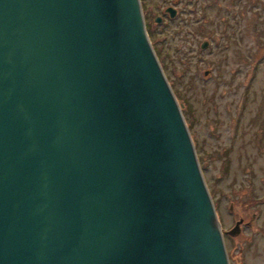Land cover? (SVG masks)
<instances>
[{
  "label": "water",
  "instance_id": "water-1",
  "mask_svg": "<svg viewBox=\"0 0 264 264\" xmlns=\"http://www.w3.org/2000/svg\"><path fill=\"white\" fill-rule=\"evenodd\" d=\"M181 107L140 0H0V264H229Z\"/></svg>",
  "mask_w": 264,
  "mask_h": 264
},
{
  "label": "rangeland",
  "instance_id": "rangeland-1",
  "mask_svg": "<svg viewBox=\"0 0 264 264\" xmlns=\"http://www.w3.org/2000/svg\"><path fill=\"white\" fill-rule=\"evenodd\" d=\"M140 1L182 104L229 264H264V0ZM239 219L250 223L235 228Z\"/></svg>",
  "mask_w": 264,
  "mask_h": 264
},
{
  "label": "flooded vegetation",
  "instance_id": "flooded-vegetation-1",
  "mask_svg": "<svg viewBox=\"0 0 264 264\" xmlns=\"http://www.w3.org/2000/svg\"><path fill=\"white\" fill-rule=\"evenodd\" d=\"M167 8V7H166ZM166 8H164L163 9V11H164V13L166 12ZM157 17V16H156ZM160 17V16H159ZM155 19V18H154ZM161 20H162V17H161ZM250 222H243V219H239L238 221H237V223L235 224V228L236 227H238V225L240 226V225H242V224H249Z\"/></svg>",
  "mask_w": 264,
  "mask_h": 264
},
{
  "label": "trees",
  "instance_id": "trees-1",
  "mask_svg": "<svg viewBox=\"0 0 264 264\" xmlns=\"http://www.w3.org/2000/svg\"><path fill=\"white\" fill-rule=\"evenodd\" d=\"M146 29H147V26H146ZM148 30V29H147Z\"/></svg>",
  "mask_w": 264,
  "mask_h": 264
}]
</instances>
